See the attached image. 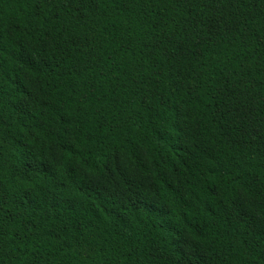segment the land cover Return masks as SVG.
<instances>
[{
	"label": "trees",
	"instance_id": "1",
	"mask_svg": "<svg viewBox=\"0 0 264 264\" xmlns=\"http://www.w3.org/2000/svg\"><path fill=\"white\" fill-rule=\"evenodd\" d=\"M0 264H264V0H0Z\"/></svg>",
	"mask_w": 264,
	"mask_h": 264
}]
</instances>
